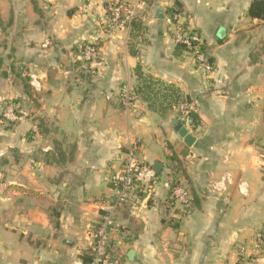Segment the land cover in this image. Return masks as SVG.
<instances>
[{"label": "crops", "instance_id": "crops-1", "mask_svg": "<svg viewBox=\"0 0 264 264\" xmlns=\"http://www.w3.org/2000/svg\"><path fill=\"white\" fill-rule=\"evenodd\" d=\"M115 1L0 0V99L25 116L8 125L0 103V264H85L130 148L162 171L114 211L117 264H264L241 253L264 223V20L249 16L253 0H146L130 31L103 41L91 77L81 50L104 37ZM176 9L205 42L212 73L175 44ZM139 66L191 100L201 121L192 147L173 126L179 108L160 114L135 93ZM172 183L189 187L190 208L171 200Z\"/></svg>", "mask_w": 264, "mask_h": 264}, {"label": "built area", "instance_id": "built-area-1", "mask_svg": "<svg viewBox=\"0 0 264 264\" xmlns=\"http://www.w3.org/2000/svg\"><path fill=\"white\" fill-rule=\"evenodd\" d=\"M146 3L144 0L138 2H130L121 0L109 3L106 7V23L102 28L104 37L98 39L94 43L85 45L80 54V67L84 74L96 77L99 71V58L101 46L104 40L112 37L114 34L122 31H130L133 23L143 17ZM171 19V32L176 45H183L187 51L193 55L196 60L197 67L204 73L210 74L214 71V65L208 61L207 46L201 36L192 29L187 16L174 14ZM134 94L130 85H124L120 104L122 108L129 112L133 107ZM2 108L3 121L8 125H15L24 120L25 116L21 112H16V107L11 102H5L0 99ZM187 125L190 127L192 119L190 113L194 112L191 104H182L179 107ZM195 113V112H194ZM127 158L120 172L113 177L112 183L116 189L117 198L111 208L103 215L101 223L93 233V261L92 264H117L112 261L109 256L111 249L110 230L114 226V211L127 202L129 193L136 185L150 187L151 180L156 175L143 167L142 163L137 159L135 148H130L126 154ZM170 198L184 209L190 208L192 205V194L187 185L178 184L171 190ZM244 258L253 260L264 259V223L255 234V237L249 247L241 248Z\"/></svg>", "mask_w": 264, "mask_h": 264}, {"label": "trees", "instance_id": "trees-1", "mask_svg": "<svg viewBox=\"0 0 264 264\" xmlns=\"http://www.w3.org/2000/svg\"><path fill=\"white\" fill-rule=\"evenodd\" d=\"M169 13L170 17L174 14L186 16L184 12L180 9L170 10ZM249 16L255 19L264 20V0H253L249 10ZM136 22L133 23L132 28L134 27ZM177 47L187 51V49L183 45H177ZM206 51L208 61L214 65V59L210 56L208 50ZM136 74L138 77L139 85L135 93L141 96V99L145 103H147L150 110L158 112L160 114H164L167 110L178 109L182 104H188L191 102L189 98H184L181 92L175 86L166 85L150 75H145L141 66L136 69ZM27 82L28 79L23 80L25 93L29 94L30 86ZM190 117L192 119L191 128L197 129L201 123L199 116L196 113L191 112ZM169 160L173 164H175V170H180V168L182 167V163L180 162V160H178L176 156L173 155L169 157ZM175 185L176 183H172L171 190ZM97 227L98 225L94 227V231L97 229ZM93 254L94 250L92 247L83 254V262L85 264H92ZM109 256L112 261L117 260L111 250L109 251Z\"/></svg>", "mask_w": 264, "mask_h": 264}, {"label": "water", "instance_id": "water-1", "mask_svg": "<svg viewBox=\"0 0 264 264\" xmlns=\"http://www.w3.org/2000/svg\"><path fill=\"white\" fill-rule=\"evenodd\" d=\"M173 126L175 127V131L179 133L180 137L183 138L184 143L188 147H192L195 143V138L190 134V127L187 125L185 120H179L176 119L173 122ZM162 171V165L160 163H157L153 169V172L156 176H159ZM130 255H133V252L129 253Z\"/></svg>", "mask_w": 264, "mask_h": 264}, {"label": "rangeland", "instance_id": "rangeland-1", "mask_svg": "<svg viewBox=\"0 0 264 264\" xmlns=\"http://www.w3.org/2000/svg\"><path fill=\"white\" fill-rule=\"evenodd\" d=\"M128 1H130V2H138V1H140V0H128Z\"/></svg>", "mask_w": 264, "mask_h": 264}]
</instances>
